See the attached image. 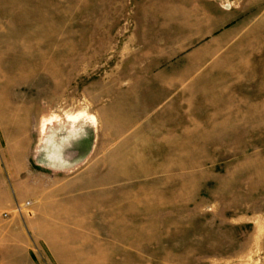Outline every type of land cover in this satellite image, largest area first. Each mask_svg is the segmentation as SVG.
I'll use <instances>...</instances> for the list:
<instances>
[{
	"label": "rangeland",
	"instance_id": "374dc122",
	"mask_svg": "<svg viewBox=\"0 0 264 264\" xmlns=\"http://www.w3.org/2000/svg\"><path fill=\"white\" fill-rule=\"evenodd\" d=\"M0 264H264V0H0Z\"/></svg>",
	"mask_w": 264,
	"mask_h": 264
},
{
	"label": "crops",
	"instance_id": "0c3cea01",
	"mask_svg": "<svg viewBox=\"0 0 264 264\" xmlns=\"http://www.w3.org/2000/svg\"><path fill=\"white\" fill-rule=\"evenodd\" d=\"M204 27H208V21H205L204 22ZM204 40H206V39H204ZM209 40V39H208ZM210 40H213V39H210Z\"/></svg>",
	"mask_w": 264,
	"mask_h": 264
}]
</instances>
